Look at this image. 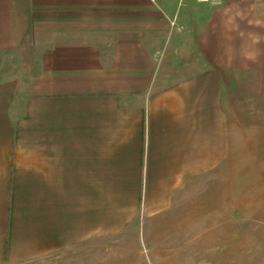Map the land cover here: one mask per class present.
Here are the masks:
<instances>
[{"label": "crops", "instance_id": "crops-1", "mask_svg": "<svg viewBox=\"0 0 264 264\" xmlns=\"http://www.w3.org/2000/svg\"><path fill=\"white\" fill-rule=\"evenodd\" d=\"M0 62V264H20L106 235L109 189L158 219L230 166L264 0H0Z\"/></svg>", "mask_w": 264, "mask_h": 264}, {"label": "rangeland", "instance_id": "rangeland-1", "mask_svg": "<svg viewBox=\"0 0 264 264\" xmlns=\"http://www.w3.org/2000/svg\"><path fill=\"white\" fill-rule=\"evenodd\" d=\"M242 74L232 163L190 191L194 203L143 219L139 204L109 189L106 235L20 264H264V72Z\"/></svg>", "mask_w": 264, "mask_h": 264}, {"label": "built area", "instance_id": "built-area-1", "mask_svg": "<svg viewBox=\"0 0 264 264\" xmlns=\"http://www.w3.org/2000/svg\"><path fill=\"white\" fill-rule=\"evenodd\" d=\"M153 1H154V0H153ZM202 1L207 2V1H210V0H202ZM214 1H215V3H218L219 0H214Z\"/></svg>", "mask_w": 264, "mask_h": 264}]
</instances>
